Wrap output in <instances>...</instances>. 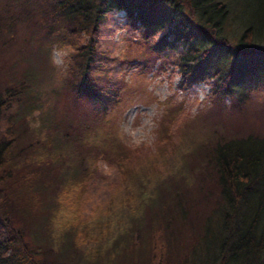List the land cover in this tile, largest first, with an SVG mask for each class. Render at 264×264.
<instances>
[{
    "label": "trees",
    "instance_id": "trees-1",
    "mask_svg": "<svg viewBox=\"0 0 264 264\" xmlns=\"http://www.w3.org/2000/svg\"><path fill=\"white\" fill-rule=\"evenodd\" d=\"M13 1L26 5L20 13L13 15L25 19V27L26 23L34 26L39 24L37 27L44 25L47 34H53L57 44L72 48L67 70L75 72L76 78L72 81L78 96L86 94L95 97V91H102L98 83L106 74L109 52L100 46L102 28L99 27L106 21L108 13L114 10H124L130 22H139L135 27L144 28L142 33L152 50L169 51L183 81L202 79L204 75L213 77V93L227 97L230 101L228 106L236 107L237 114H247L246 106L251 101V93L264 91V0ZM35 8L41 12L39 18ZM4 20V17L0 20V41L3 44L12 37H6V28L10 32L12 27L11 23ZM157 28L163 33L156 38ZM88 31L89 37L82 39L84 32ZM31 65L28 63L22 76L7 83L6 88L0 85V120L5 117L6 122L5 130L1 129L0 132V220L6 230L18 231L13 237L0 238V264H55L57 252L72 243L68 238L66 245L54 249V243L50 241L52 226L49 223L57 217L47 215L35 223L32 238L28 237L18 244V237H24L25 227L16 222L32 218L33 207L44 190V184L39 183V180L45 175L39 166H30L31 161L22 157L18 144L21 134L32 131L26 124L28 119L32 121V114L39 120L41 134L45 129L43 121L50 125V134L41 135L42 140L37 141L36 150L38 153L42 146L46 148L45 156L49 158L45 160L47 163L52 161L45 168L47 173L58 171L51 176V180H61L53 196L54 206L60 207L61 199L67 196L69 213L63 217V223H68L74 229L73 236L81 238V241L90 237L87 232L90 222L80 204L88 182L85 181L83 169L77 165L71 169L65 167L71 162L66 164V158H58L61 152L75 149L81 153L87 149L96 159L102 156L108 158V150L112 147L121 150V139L125 138L110 133L95 135L92 140L77 137L72 141L75 145L71 149L69 141L64 142V136L57 135V132L67 124L81 131L82 125L79 129L69 122L55 120L51 108L47 112L41 110L34 113L39 108V101L38 90L28 83L35 74ZM24 100H29V103L22 107ZM159 135L170 137L167 125H160ZM181 135H184L183 131ZM218 139L212 150L204 155L206 158L201 165L205 173L201 183L209 182L207 190L212 197H208L206 207L196 215L188 213V203L183 202L178 187L170 188L169 198L162 202L163 206L157 207L166 209L170 218L180 222L188 224L197 220L200 235H195L197 232L193 229L187 236L189 238L179 244V254L185 264L187 260L191 264H264V134L249 132L239 135L232 132ZM184 141L185 138L182 140L185 144ZM172 145L177 147L175 143ZM33 151L34 154L35 148ZM115 161L124 180L126 197H122L123 201L135 200L142 209L149 206L152 199L150 190H146L150 179L148 174L136 165L132 166L126 156L119 155ZM155 161L157 158L153 156L152 162ZM103 217L95 216L93 222L102 225L108 221ZM145 231H148V227H144L135 239L126 237L130 241L125 242V251L128 250L122 254L125 258L131 251L138 252L135 248L138 243L150 240L149 244L158 248L160 255L164 253V243L157 238V231L150 230L149 234ZM59 236L66 239L62 233ZM112 239L108 244L121 248V236ZM55 241H59V237ZM111 250L114 253L110 255ZM111 250L105 254L108 259L115 257L118 262L123 258L122 255L116 256L119 251ZM167 257L159 256L158 263L166 264ZM117 262L115 260L112 263Z\"/></svg>",
    "mask_w": 264,
    "mask_h": 264
},
{
    "label": "rangeland",
    "instance_id": "rangeland-1",
    "mask_svg": "<svg viewBox=\"0 0 264 264\" xmlns=\"http://www.w3.org/2000/svg\"><path fill=\"white\" fill-rule=\"evenodd\" d=\"M25 6L24 3L13 0H0V20L4 17V21L11 23L12 27L10 32L7 28L5 31L6 37L12 36L9 42L3 44L0 41V85L6 88L7 83L19 79L25 66L31 63L35 74L28 83L38 90L39 101V108L34 113L41 110L47 112L51 108L55 120L69 122L79 129L82 125L81 131L74 130L67 124L57 132V135L64 136V142L69 141L71 149L75 145L72 141L77 137L92 140L95 135L110 133L120 134L125 138L121 139V150L114 147L108 150V158L102 156L96 159L87 149H81L83 154L78 149L67 150L61 152L62 155L58 158H66V164L71 162L65 167L71 169L77 165L83 169L85 181L88 182L80 204L90 222L87 225L90 237L81 241V238L73 236L74 229L68 223H63V217H67L69 213L67 196L61 199L60 207L54 206L53 196L61 180H51V176L58 171L48 174L45 168L52 161L47 163L45 160L49 158L45 156L46 148L42 146L39 154L36 150L37 141L42 140L41 135L50 134V125L43 121L45 129L41 134L39 120L32 114V121H26L29 124L27 127L32 131L21 134L18 144L22 157L31 161L30 166H39L45 175L39 180V183L44 184V190L33 207L32 218L16 222L25 227L24 237H18V244L28 237L32 238L39 218L54 215L57 218L51 219L49 223L52 226L50 241L54 243V249H59L62 244L66 245L68 238L72 241L57 254L54 253L55 264H113L117 259L114 257L110 260L105 254L116 249L119 251L116 256L120 257L125 251V242L130 241L126 237L135 239L144 227H148L146 234L150 230L157 231V238L164 243V253L160 255L159 249L149 244L152 240L144 241L136 245L138 252L131 251L126 258L122 255L124 259L120 258L117 264H160L159 256H168L166 264H185L179 254V244L189 238L187 236H190L193 229H196L195 235H200L197 220L188 224L180 222L170 218L166 209L157 206H163L162 202L169 198V190L172 191L170 188L178 187L183 202L188 203V213L196 215L206 207L208 197H212L207 190L209 182L201 183L205 179V173L201 169L206 158L204 155L212 150L219 137L225 138L232 132L239 135L249 132L264 134V91L251 93V101L246 106L247 114H237L236 107L228 106L230 101L227 97L213 93V77L204 75L202 79L183 81L179 67L174 65V57L169 51L152 50L142 33L144 28L135 27L139 22H130L124 10H114L108 13L106 21L99 27L102 28L100 46L109 52L106 74L98 83L102 91H95V97L86 94L78 96L72 81L76 78L75 72L67 70L72 48L57 44L53 40L54 35H48L44 25L37 27L39 24L34 26L26 23L25 27V19L13 17ZM34 10L39 18L40 10ZM156 30L157 38L163 31L160 28ZM88 33L89 31L84 32L82 39L88 38ZM28 103L29 100H24L21 105L24 107ZM0 122L1 132L6 127L5 117ZM141 124L144 127L138 129L137 135L145 134V139L136 146L123 129L126 125L136 127ZM161 124L168 126L170 137L159 135ZM182 131L184 135H181ZM183 138L185 144L182 142ZM174 143L177 147L172 145ZM34 148L36 156L33 154ZM51 151L53 150L49 152ZM119 155L126 156L132 166L136 165L150 177L146 184V190H150L152 199L149 206L142 209L135 200L123 201L122 197H126L123 191L124 180L115 161ZM153 156L157 158L154 163ZM168 203L171 205V201ZM173 208L175 210L172 204ZM95 216H105L103 218L108 221L98 225L93 222ZM38 230L39 228L37 233ZM15 232H18L17 229L6 230L0 220V238L13 237ZM60 233L66 235L65 240L61 239ZM117 236L122 238L121 248L119 245L114 248V245L108 244V241ZM58 237L59 241H55ZM96 248L99 250H95ZM110 252V255L114 253L112 250ZM186 264L191 262L187 260Z\"/></svg>",
    "mask_w": 264,
    "mask_h": 264
},
{
    "label": "clouds",
    "instance_id": "clouds-1",
    "mask_svg": "<svg viewBox=\"0 0 264 264\" xmlns=\"http://www.w3.org/2000/svg\"><path fill=\"white\" fill-rule=\"evenodd\" d=\"M144 126L141 125H136V127H131L126 125L123 129L125 133L131 138L133 145L138 146L139 144L144 142L145 139V134L137 135L138 129L143 128Z\"/></svg>",
    "mask_w": 264,
    "mask_h": 264
}]
</instances>
